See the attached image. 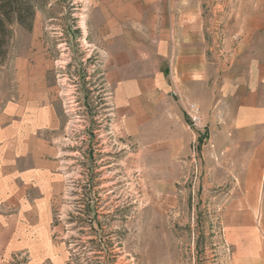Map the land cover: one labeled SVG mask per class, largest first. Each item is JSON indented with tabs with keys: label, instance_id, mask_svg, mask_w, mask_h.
I'll use <instances>...</instances> for the list:
<instances>
[{
	"label": "rangeland",
	"instance_id": "rangeland-1",
	"mask_svg": "<svg viewBox=\"0 0 264 264\" xmlns=\"http://www.w3.org/2000/svg\"><path fill=\"white\" fill-rule=\"evenodd\" d=\"M207 1L208 13L221 5V30L244 6ZM87 13L84 0H0V128L10 138L30 101L60 117L40 133L62 164L52 238L66 264H259L233 258L227 243L234 184L205 150L206 122L192 126L187 113L190 150L174 153L151 151L121 128Z\"/></svg>",
	"mask_w": 264,
	"mask_h": 264
},
{
	"label": "crops",
	"instance_id": "crops-1",
	"mask_svg": "<svg viewBox=\"0 0 264 264\" xmlns=\"http://www.w3.org/2000/svg\"><path fill=\"white\" fill-rule=\"evenodd\" d=\"M207 2L84 0L121 128L151 151H188L187 109L199 106L205 150L234 184L223 223L233 258L264 264V0H243L222 30L221 5L208 13ZM60 123L30 101L10 138L0 128V264L68 262L52 238L62 164L40 133Z\"/></svg>",
	"mask_w": 264,
	"mask_h": 264
},
{
	"label": "built area",
	"instance_id": "built-area-1",
	"mask_svg": "<svg viewBox=\"0 0 264 264\" xmlns=\"http://www.w3.org/2000/svg\"><path fill=\"white\" fill-rule=\"evenodd\" d=\"M190 120H191V125L198 127L202 124V117L200 115V110L199 107L195 104H192L189 108V110L187 111Z\"/></svg>",
	"mask_w": 264,
	"mask_h": 264
},
{
	"label": "trees",
	"instance_id": "trees-1",
	"mask_svg": "<svg viewBox=\"0 0 264 264\" xmlns=\"http://www.w3.org/2000/svg\"><path fill=\"white\" fill-rule=\"evenodd\" d=\"M200 140H202V137L200 138Z\"/></svg>",
	"mask_w": 264,
	"mask_h": 264
}]
</instances>
